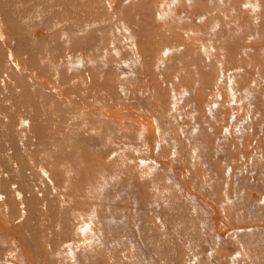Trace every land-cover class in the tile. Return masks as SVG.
I'll use <instances>...</instances> for the list:
<instances>
[{"label": "rangeland", "instance_id": "rangeland-1", "mask_svg": "<svg viewBox=\"0 0 264 264\" xmlns=\"http://www.w3.org/2000/svg\"><path fill=\"white\" fill-rule=\"evenodd\" d=\"M0 264H264V0H0Z\"/></svg>", "mask_w": 264, "mask_h": 264}]
</instances>
